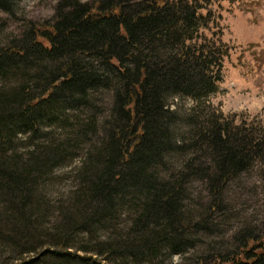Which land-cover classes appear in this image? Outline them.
<instances>
[{"label": "trees", "instance_id": "trees-1", "mask_svg": "<svg viewBox=\"0 0 264 264\" xmlns=\"http://www.w3.org/2000/svg\"><path fill=\"white\" fill-rule=\"evenodd\" d=\"M220 20L213 0H57L0 41V240L17 254L0 264H264L241 220L229 247L210 239L232 183L254 169L264 193V124L208 100ZM78 153L44 221L40 180Z\"/></svg>", "mask_w": 264, "mask_h": 264}, {"label": "rangeland", "instance_id": "rangeland-1", "mask_svg": "<svg viewBox=\"0 0 264 264\" xmlns=\"http://www.w3.org/2000/svg\"><path fill=\"white\" fill-rule=\"evenodd\" d=\"M56 1L18 0L13 16L0 10V23L6 24L0 34V41L4 42L16 35L29 20L40 22L50 19ZM213 7L221 15V38L228 46L229 55L224 60L223 79L208 100L225 115L235 114L237 120H252L254 117L264 124V0H213ZM181 102L186 109L193 103L187 98ZM18 137L14 141L18 151L25 150L34 140H26L21 135ZM79 156L78 153L41 178L38 193H41L47 204L44 221L51 216L56 201H62L65 192L74 184L73 170L80 162ZM226 196L227 211L215 219L214 230L217 233L214 231L211 240L223 242L224 246L229 247L231 241L228 240L239 229V220L258 233L264 232V193L254 169L232 183ZM3 207L0 191V208ZM15 254L7 243L0 240V262L10 261ZM186 256H173L172 260L196 264L192 256L190 261L186 260Z\"/></svg>", "mask_w": 264, "mask_h": 264}]
</instances>
